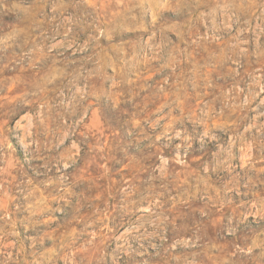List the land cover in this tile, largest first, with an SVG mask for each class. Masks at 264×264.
<instances>
[{
	"label": "rangeland",
	"instance_id": "1",
	"mask_svg": "<svg viewBox=\"0 0 264 264\" xmlns=\"http://www.w3.org/2000/svg\"><path fill=\"white\" fill-rule=\"evenodd\" d=\"M0 264H264V0H0Z\"/></svg>",
	"mask_w": 264,
	"mask_h": 264
}]
</instances>
